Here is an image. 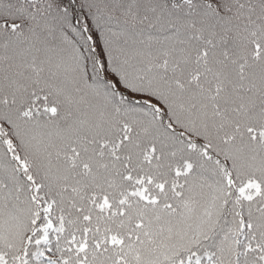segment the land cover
<instances>
[{
    "label": "snow or ice",
    "instance_id": "snow-or-ice-1",
    "mask_svg": "<svg viewBox=\"0 0 264 264\" xmlns=\"http://www.w3.org/2000/svg\"><path fill=\"white\" fill-rule=\"evenodd\" d=\"M0 264H264V0H0Z\"/></svg>",
    "mask_w": 264,
    "mask_h": 264
}]
</instances>
